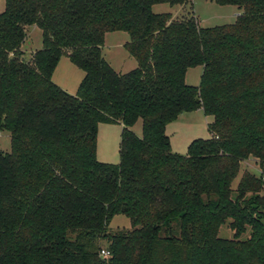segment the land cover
<instances>
[{
    "label": "trees",
    "instance_id": "16d2710c",
    "mask_svg": "<svg viewBox=\"0 0 264 264\" xmlns=\"http://www.w3.org/2000/svg\"><path fill=\"white\" fill-rule=\"evenodd\" d=\"M210 1L242 11L202 27L152 11L185 0H4L0 264H264V0ZM28 25L42 41L25 61ZM111 31L129 35L128 72L102 56ZM66 49L84 71L75 94L51 80ZM197 65L199 84H186ZM196 109L210 136L172 152L166 125ZM99 123L121 124L118 163L96 158ZM247 158L259 175L232 188ZM116 214L131 229L110 231ZM225 223L232 238L218 235Z\"/></svg>",
    "mask_w": 264,
    "mask_h": 264
},
{
    "label": "rangeland",
    "instance_id": "374dc122",
    "mask_svg": "<svg viewBox=\"0 0 264 264\" xmlns=\"http://www.w3.org/2000/svg\"><path fill=\"white\" fill-rule=\"evenodd\" d=\"M4 9V0H0V12ZM155 13L170 12L172 19L181 20L195 18L202 27L216 26L234 22L236 16L241 13L236 5L217 4L210 0H185L183 4L170 5L168 3H157L152 6ZM25 40L21 44L20 51L23 60L28 61L32 53L41 47V30L35 25L25 27ZM129 41V35L125 31H111L104 36L101 46L103 58L118 73H125L137 66L136 60L123 47L124 43ZM68 49L61 55L51 80L61 89L69 94H75L78 84L81 81L84 71L76 67L68 58ZM202 66L197 65L189 67L185 73V83L197 86L200 81ZM212 120L211 116L205 115L201 109L189 112H182L177 119L167 124L165 133L169 137L171 150L174 153L185 154L188 144L197 138H207L210 136L208 123ZM131 130L141 136V119H138L131 127ZM120 123H99L96 137V158L98 161L107 163L119 162L120 148ZM0 151H10V134L8 131H0ZM244 171H249L259 175L258 162L254 158L242 160L239 164V171L234 178L231 187L236 184ZM109 230H127L131 229L130 221L122 214L113 216ZM218 235L224 238H232L233 231L228 225L222 224ZM247 233L241 238H245ZM101 249L106 250L104 240L100 242Z\"/></svg>",
    "mask_w": 264,
    "mask_h": 264
},
{
    "label": "built area",
    "instance_id": "2783aa9c",
    "mask_svg": "<svg viewBox=\"0 0 264 264\" xmlns=\"http://www.w3.org/2000/svg\"><path fill=\"white\" fill-rule=\"evenodd\" d=\"M100 254L104 257H107L109 255V252L105 249H101Z\"/></svg>",
    "mask_w": 264,
    "mask_h": 264
}]
</instances>
